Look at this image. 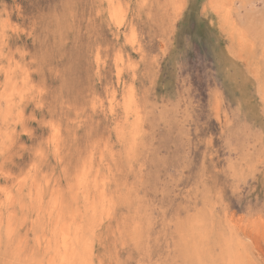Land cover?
<instances>
[{
    "label": "rangeland",
    "instance_id": "1",
    "mask_svg": "<svg viewBox=\"0 0 264 264\" xmlns=\"http://www.w3.org/2000/svg\"><path fill=\"white\" fill-rule=\"evenodd\" d=\"M0 264H264V0H0Z\"/></svg>",
    "mask_w": 264,
    "mask_h": 264
},
{
    "label": "bare ground",
    "instance_id": "2",
    "mask_svg": "<svg viewBox=\"0 0 264 264\" xmlns=\"http://www.w3.org/2000/svg\"><path fill=\"white\" fill-rule=\"evenodd\" d=\"M243 10V9H242ZM66 237V236H65ZM66 239H68V238H66ZM67 247V246H66ZM63 249H64V247H63Z\"/></svg>",
    "mask_w": 264,
    "mask_h": 264
}]
</instances>
